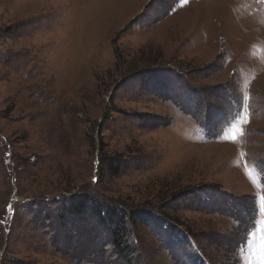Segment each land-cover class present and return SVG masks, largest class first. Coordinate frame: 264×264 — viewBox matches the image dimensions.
I'll list each match as a JSON object with an SVG mask.
<instances>
[{
    "label": "rangeland",
    "instance_id": "obj_1",
    "mask_svg": "<svg viewBox=\"0 0 264 264\" xmlns=\"http://www.w3.org/2000/svg\"><path fill=\"white\" fill-rule=\"evenodd\" d=\"M262 197V0H0V264H264Z\"/></svg>",
    "mask_w": 264,
    "mask_h": 264
},
{
    "label": "snow or ice",
    "instance_id": "obj_2",
    "mask_svg": "<svg viewBox=\"0 0 264 264\" xmlns=\"http://www.w3.org/2000/svg\"><path fill=\"white\" fill-rule=\"evenodd\" d=\"M262 2H264V0H262ZM239 132V130L237 129V133ZM262 201H264V197L261 198Z\"/></svg>",
    "mask_w": 264,
    "mask_h": 264
},
{
    "label": "clouds",
    "instance_id": "obj_3",
    "mask_svg": "<svg viewBox=\"0 0 264 264\" xmlns=\"http://www.w3.org/2000/svg\"><path fill=\"white\" fill-rule=\"evenodd\" d=\"M252 264H256V262H255V261H253V262H252Z\"/></svg>",
    "mask_w": 264,
    "mask_h": 264
}]
</instances>
